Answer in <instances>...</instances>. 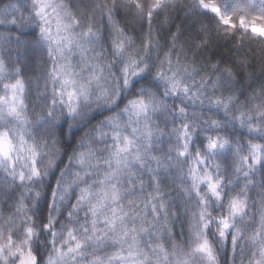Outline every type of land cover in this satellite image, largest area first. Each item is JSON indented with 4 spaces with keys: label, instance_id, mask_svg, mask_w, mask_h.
<instances>
[{
    "label": "snow or ice",
    "instance_id": "snow-or-ice-1",
    "mask_svg": "<svg viewBox=\"0 0 264 264\" xmlns=\"http://www.w3.org/2000/svg\"><path fill=\"white\" fill-rule=\"evenodd\" d=\"M0 264H264V0H0Z\"/></svg>",
    "mask_w": 264,
    "mask_h": 264
}]
</instances>
